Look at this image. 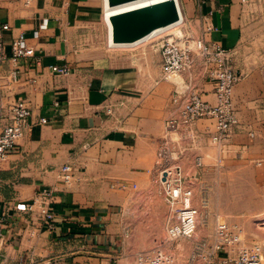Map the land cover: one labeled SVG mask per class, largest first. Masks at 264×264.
I'll list each match as a JSON object with an SVG mask.
<instances>
[{
  "label": "crops",
  "instance_id": "1",
  "mask_svg": "<svg viewBox=\"0 0 264 264\" xmlns=\"http://www.w3.org/2000/svg\"><path fill=\"white\" fill-rule=\"evenodd\" d=\"M180 3L186 33L237 52L243 47L242 0ZM101 7L103 0H34L30 7L22 0L0 2V22L11 27L5 36L7 52L13 35L19 34L36 49L35 57L22 67L21 82L10 86L16 98L28 99L32 116L18 151L0 162L3 264L31 257L60 264H121L129 256L124 245L129 206L142 209V219L159 223L160 229L165 225L168 207L162 190H143L134 199L127 190L153 177L158 141L166 121L178 115L181 102L167 99L168 87L160 77L155 84L148 77L143 81L129 63L142 54L140 50L100 61L78 46L80 31L92 24ZM53 66L68 67L69 74L54 73ZM10 68L8 62L0 67L2 88L8 82L2 76ZM237 71L244 75L234 90L239 124L233 141L242 144L235 146L240 154L254 144L264 145V64L250 72ZM203 78L204 98L213 101V85ZM1 87L0 94L5 95ZM42 118L48 122L42 124ZM197 128L203 137L200 145L214 125L200 120ZM67 163L74 165L79 179L72 187L61 182L60 168ZM120 184L127 187L120 189ZM43 189L54 190L53 230L38 221L36 212L16 209L18 204H30ZM139 198H149V204L139 205ZM33 231L36 235L31 237ZM146 238L147 245L158 239L151 234ZM224 256L221 253L218 261Z\"/></svg>",
  "mask_w": 264,
  "mask_h": 264
},
{
  "label": "built area",
  "instance_id": "2",
  "mask_svg": "<svg viewBox=\"0 0 264 264\" xmlns=\"http://www.w3.org/2000/svg\"><path fill=\"white\" fill-rule=\"evenodd\" d=\"M3 0H0V2ZM26 7H30L34 0H22ZM252 0H242L248 6ZM46 24L44 23L43 26ZM184 22L159 35L152 42L161 54V80L174 75L191 72L198 62L202 67L203 77L213 85L214 100L204 98L190 82L185 91H176L174 102H181L178 115L168 119L165 124V135L160 141L155 163L157 179L164 193L165 203L168 207L166 219L167 237L150 249L136 254L133 264H175L174 251L182 240L193 241L196 245V254L192 260L198 259L204 264H264V244H249L242 235L241 228L225 221L218 222L212 241L200 238L197 234L199 209L193 205L194 189L187 184L189 176L180 163V158L188 152L195 151L202 140L198 132L197 122L209 119L214 130L205 133L211 143L219 149V159L234 137L239 124L238 110L234 101L236 85L244 78L242 72L235 67L237 51L227 49L217 43H209L204 38H197L188 33H180L178 29ZM11 27L8 23L0 22V67L9 63L11 68L7 75L8 82L5 95L0 94V162L5 161L11 153L17 152L20 140L29 128V119L32 110L27 98H16L11 93L10 86L22 80V67L26 61L34 58L36 49L28 43L23 35H13L10 44L11 50H6L5 36ZM208 27L207 31H211ZM37 64L40 60H36ZM52 71L57 74H69L68 67L53 66ZM112 110L109 109V113ZM42 124L48 121L40 120ZM207 130H210L207 127ZM180 133V137H174ZM252 137L255 136L251 132ZM264 159L259 161L262 164ZM195 166L202 168L203 158L196 157ZM61 182L72 187L79 182L73 164L67 163L60 168ZM125 189V184L118 186ZM54 190L43 189L38 191L30 204H18V211L36 212L38 221L49 230L55 229L56 214L53 211ZM5 214L0 208V264L5 238L2 225ZM129 229H126L128 236ZM31 237L36 235L32 232ZM225 254L218 261L220 254ZM19 264H60L57 260L35 259L33 257Z\"/></svg>",
  "mask_w": 264,
  "mask_h": 264
},
{
  "label": "rangeland",
  "instance_id": "3",
  "mask_svg": "<svg viewBox=\"0 0 264 264\" xmlns=\"http://www.w3.org/2000/svg\"><path fill=\"white\" fill-rule=\"evenodd\" d=\"M244 13L245 40L243 47L236 55L235 67L237 70L250 72L255 66L264 64V0H252L246 6ZM98 15L91 25L80 31L78 46H81L89 57L99 58L100 61L104 57L107 58V55L140 50L142 54L133 60L130 59L129 63L134 64V68L140 71L143 81L148 77L155 84L156 79L161 78V54L152 42L154 39L133 48L109 47L108 29L104 22V7H101ZM178 30L186 33L184 25ZM202 78V67L198 62L191 72L163 79L162 83L168 87L165 89L167 99L175 97L177 90L185 91L190 82L202 92L200 86ZM173 136L177 138L181 134L174 133ZM161 139L157 144L156 159L151 171L153 177L146 183L129 186L127 191L131 199L136 198L143 190L163 191L156 177L155 167ZM239 144L232 138L227 152L220 160L218 147L211 143L206 135L203 143L197 146L195 151L185 153L180 158L182 167L190 177L187 184L194 189L193 205L200 211L197 234L200 238L212 241L217 223L225 221L240 227L247 243L264 244V162L259 164V161L264 159V145L254 144L251 150L238 154L235 146ZM199 155L203 158L202 168L195 166L196 157ZM110 188H112L111 185ZM115 190L118 188L116 187ZM149 200V198H139L138 203L139 205L142 203V206L148 205ZM135 207L129 206L130 210L125 215L130 224L128 236L124 239L125 249L129 256L128 260H124L121 264H133L135 259H132V256L135 257L140 251L150 249L158 239L167 237L166 220L162 230L159 223L143 220L142 209L138 210ZM150 234L158 239L153 244L147 245L146 243L150 241L146 237ZM195 248L193 241L182 240L178 245V250L173 252L176 257L175 264H204L198 259L192 260L193 255L196 254Z\"/></svg>",
  "mask_w": 264,
  "mask_h": 264
},
{
  "label": "water",
  "instance_id": "4",
  "mask_svg": "<svg viewBox=\"0 0 264 264\" xmlns=\"http://www.w3.org/2000/svg\"><path fill=\"white\" fill-rule=\"evenodd\" d=\"M140 0H108L110 6H119ZM180 19V10L174 0L153 3L125 11L111 17L113 41L131 43L138 41L158 28L169 26ZM182 33L181 31L177 32ZM197 174V173H196Z\"/></svg>",
  "mask_w": 264,
  "mask_h": 264
},
{
  "label": "bare ground",
  "instance_id": "5",
  "mask_svg": "<svg viewBox=\"0 0 264 264\" xmlns=\"http://www.w3.org/2000/svg\"><path fill=\"white\" fill-rule=\"evenodd\" d=\"M162 1H167V0H140V1H136L133 3H128V4H123V5H119V6H110L108 3V0H103V4H104V22L107 26L108 29V45L109 47L112 48H133L139 45H142L148 41H151L155 38H157L159 35H161L163 32L182 24L183 22H185L184 20V15L182 12V8H181V4H180V0H174L180 10V19L169 25L166 27H162V28H158L156 30H154L153 32H151L149 35L145 36L144 38L135 41V42H131V43H116L113 41V25L111 22V17L113 15L125 12V11H130V10H134L140 7H145L147 5H151L153 3H158V2H162Z\"/></svg>",
  "mask_w": 264,
  "mask_h": 264
}]
</instances>
